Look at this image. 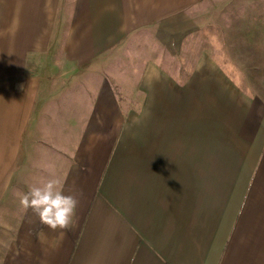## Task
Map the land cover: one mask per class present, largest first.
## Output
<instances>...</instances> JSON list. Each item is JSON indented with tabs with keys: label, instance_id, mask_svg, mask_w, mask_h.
Returning <instances> with one entry per match:
<instances>
[{
	"label": "crops",
	"instance_id": "obj_1",
	"mask_svg": "<svg viewBox=\"0 0 264 264\" xmlns=\"http://www.w3.org/2000/svg\"><path fill=\"white\" fill-rule=\"evenodd\" d=\"M238 7L259 72L190 14ZM191 32L188 79L159 58ZM48 179L70 230L20 204ZM0 264H264V0H0Z\"/></svg>",
	"mask_w": 264,
	"mask_h": 264
},
{
	"label": "rangeland",
	"instance_id": "obj_2",
	"mask_svg": "<svg viewBox=\"0 0 264 264\" xmlns=\"http://www.w3.org/2000/svg\"><path fill=\"white\" fill-rule=\"evenodd\" d=\"M239 1H242V0H239ZM247 1H250V0H247ZM210 1H207L206 4H209ZM208 6V5H206ZM207 11V9H205ZM235 14L233 15L234 16V22L233 24H230L228 25V23H226V19L229 12L228 10H224L223 13H221V11H217L215 12L214 14L212 13H209L207 15V18H206V15H199L197 16L196 15V10L193 9L190 14L192 16V20L194 23H199L201 25H205L208 27L211 26V23H215V27L217 28L216 30L219 32V37H220V42L225 46V48H227L228 46V38L230 36L234 38V41H236V44H234V46L230 45L231 49L234 53L233 56H230V57H227L222 55V53H220L222 56L220 57V60H230L231 61H234L237 65L239 66H244L246 65V67L250 70H257L259 72V69H258V66L259 64L257 63V65H255L256 62H259L260 61V57H259V54H260V48H259V44H258V41H254L253 38L252 40H248L246 43L244 41H238V37L235 38L237 35L239 36L241 31L244 29V28H249V31L250 32H258L259 30V24H256L255 23H252V25H243V9L241 7H238L236 10H235ZM238 11L240 12L238 14ZM208 12H210L208 10ZM258 11L257 10H253V13H257ZM244 16H245V13H244ZM209 19V20H208ZM223 19V22H225V24L221 25L220 24V20ZM200 25V26H201ZM149 33H152V31L149 30ZM231 43V41H230ZM184 46H186V49H184L183 51H178L176 55L172 56V57H168L167 55L165 54H160V61L161 63L163 62V57L165 58V63L167 65H173L175 67H179L180 65L182 66V68H184L185 66V70H186V74H183L182 73V78L184 75H186V78L189 79V77L191 76V74L194 72V69H195V66L196 63H197V59L199 57H201V53L202 52H206V54L208 55V59L211 60V58H215V59H219L218 56L215 55V53L213 52L212 50V47H211V42L208 40H197L196 39V36L194 34V32L192 33H189L188 37H187V40L186 42L184 43ZM256 49H255V47ZM134 49L133 50H136V51H142V53H148V46H146V44H143L141 42H135L134 43ZM204 48V49H202ZM255 51H254V50ZM252 51V52H251ZM254 53L257 54V56H254ZM250 54H253V55H250ZM199 55V56H198ZM207 58H205V61ZM258 74V73H257ZM203 75V74H202ZM205 76L206 75H209L207 73L204 74ZM198 76V75H197ZM186 80V79H185ZM260 82L258 81L257 83H254V91L255 93H259L260 90L258 88ZM205 91L206 88L204 89ZM195 90H193L192 88V93H190V96L193 95V97H195ZM214 93L217 97V89L214 90ZM189 95V93H188ZM216 101H218L216 99ZM210 100L208 101L207 100V104H205L204 106V113H203V117H204V123H205V127H206V124H209L210 121L208 120V112L206 111V109L208 110H211L212 112V105H210ZM217 109H218V106L216 105Z\"/></svg>",
	"mask_w": 264,
	"mask_h": 264
},
{
	"label": "clouds",
	"instance_id": "obj_3",
	"mask_svg": "<svg viewBox=\"0 0 264 264\" xmlns=\"http://www.w3.org/2000/svg\"><path fill=\"white\" fill-rule=\"evenodd\" d=\"M63 181L48 179L30 186L23 194L20 204L25 210H31L39 218L40 224L52 231L70 230L75 223L78 199L74 195H65Z\"/></svg>",
	"mask_w": 264,
	"mask_h": 264
}]
</instances>
